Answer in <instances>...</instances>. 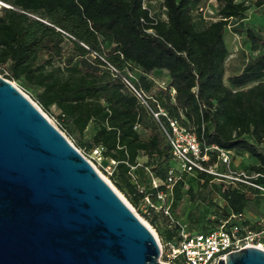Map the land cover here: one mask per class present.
<instances>
[{"label": "trees", "instance_id": "obj_1", "mask_svg": "<svg viewBox=\"0 0 264 264\" xmlns=\"http://www.w3.org/2000/svg\"><path fill=\"white\" fill-rule=\"evenodd\" d=\"M215 1L216 20L199 29L192 11L197 0H159L149 5L152 16L143 9V0H0L9 6H0V76L33 92L44 113L56 109L79 138L90 129L83 148L90 153L103 149L102 163L115 162L111 180L119 187L122 183L134 201L142 197L131 182L134 170L141 172L142 182L148 180L144 187L150 195H165V205L171 190L170 217L149 207L146 215L151 225L158 219L165 224L163 244L178 245L181 240L170 210L179 217L182 196L189 194L192 201L196 196L190 188L181 191L188 173L175 172V183L167 185L175 162L167 139L111 68L121 76L138 71L147 93L152 85L144 75L165 71L168 81L152 95L168 117L194 131L202 146L228 152L231 162L243 155L254 159L257 164L248 168L257 176L248 181L253 190L264 192V39L242 25L249 5ZM252 2L256 8L264 6V0ZM227 27L249 43L253 54L226 83ZM209 154L206 167L217 162L218 152ZM142 158L144 165L139 164ZM192 174L204 187L223 179ZM153 179L162 184L154 188ZM242 184L232 181L221 185L222 190L215 187L223 205L212 213L214 226L196 229V224L187 231L206 234L231 215L243 214L249 199L238 187ZM243 226L251 231L246 220Z\"/></svg>", "mask_w": 264, "mask_h": 264}, {"label": "water", "instance_id": "obj_2", "mask_svg": "<svg viewBox=\"0 0 264 264\" xmlns=\"http://www.w3.org/2000/svg\"><path fill=\"white\" fill-rule=\"evenodd\" d=\"M158 242L74 145L0 76V264H164ZM217 264H264L246 247Z\"/></svg>", "mask_w": 264, "mask_h": 264}, {"label": "rangeland", "instance_id": "obj_3", "mask_svg": "<svg viewBox=\"0 0 264 264\" xmlns=\"http://www.w3.org/2000/svg\"><path fill=\"white\" fill-rule=\"evenodd\" d=\"M159 0H149V5L153 6L154 3H157ZM237 2H245L246 5H249V10L246 12V18L242 21V25H244L247 28L253 29L258 35L262 36L264 39V6L260 8H256L252 3V0H236ZM159 9H155V13L158 14ZM193 15L195 20V25L197 28L202 29L211 22L215 21V15L217 11V2L215 0H197L196 5L193 6ZM237 22L235 20L232 21L231 25L236 26ZM224 40L226 43V46L229 51V56L226 60V73H225V82L226 79L238 73L246 61L247 58H249L253 53L250 51V45L247 41H245L243 38H238L236 35L232 33V28L227 27L225 29L224 34ZM131 80L137 84L138 87L141 89L144 85V78L140 75L138 71H133L130 74ZM13 83V82H12ZM227 83V82H226ZM15 86L19 88L34 104H37L36 97L33 92H31L29 89L25 88L24 86L17 85L16 83H13ZM158 83L154 84L150 90L149 93L153 94L156 91ZM39 107V106H38ZM40 108V107H39ZM43 112V111H42ZM44 113V112H43ZM48 119L59 129L63 135L74 145V147L81 152V154L89 160L93 165L95 170L98 172V174L111 186V188L117 193V195L121 198V200L129 207V209L148 227V229L151 231L157 242L161 245L163 248V242L166 239V226L162 222L161 219H158L157 223L155 225H151L149 221L146 218V215L148 213V206H146L144 202V196H148L151 203L154 204V206L157 208L156 211L159 210L158 207L161 205L159 201L156 200V197L150 195L151 190H147L148 187H144L148 185V180L143 181V177L141 175L140 171L134 170L132 173L131 182L133 185L138 189H141L143 193L141 194L142 197H140L137 201L133 200L131 195L128 194L125 190V187L122 183H119L120 187L117 186L116 182L111 180V176L109 174L110 170H107V166L110 164L102 163L101 166L97 165L93 162V160L90 158V152L87 149H84V143L88 141L91 130L88 129L84 132V135L79 138L76 134L72 133L71 128L68 127L66 121L62 120L59 117V112L52 108L49 113H44ZM144 137V136H143ZM82 144V145H81ZM246 156V155H243ZM146 161V158H142L139 160L140 165H144ZM235 166L232 169V166L230 168H226V171H230L232 173H227L229 176H231V179L234 178L236 175L234 172H238L239 165L241 162L240 156H236L235 159ZM172 167L175 169L176 173H180L181 167L177 164V162H173ZM211 168V167H210ZM140 169V167H139ZM212 173H224V170L220 169V167H215L211 169ZM216 177H219L216 174H211ZM183 188L182 193L186 191L187 188H190V191L196 196V199L194 201L189 199V194H184L182 196V205L180 207V216L176 217L174 215V212L170 210V213L172 215V218L174 219V222L178 225L184 226L186 229H192L195 227L196 224H198L195 228L200 229V227H204L206 225H212L214 226V223H212V213L215 210L216 206H222L223 202L219 198L218 194L214 192V189H221V185H225L232 181L231 179H222L224 181H220L221 179H213L211 180L207 186H201V183H197L196 175L195 174H189L184 176L183 178ZM145 182V183H144ZM224 182V183H223ZM216 187V188H215ZM147 188V189H146ZM166 204L171 205L172 204V195L171 190L169 189L166 193ZM160 262H165L164 258L159 259Z\"/></svg>", "mask_w": 264, "mask_h": 264}, {"label": "built area", "instance_id": "obj_4", "mask_svg": "<svg viewBox=\"0 0 264 264\" xmlns=\"http://www.w3.org/2000/svg\"><path fill=\"white\" fill-rule=\"evenodd\" d=\"M156 5L157 3H154L153 6ZM0 6L9 7L1 2ZM143 9H149V0H143ZM149 14L152 16L151 11ZM111 71L120 77L126 91L159 124L167 139L174 161L181 167L180 172L188 174L204 172L219 175L212 173L211 168L205 166V163L210 158L209 153L213 150L218 152L217 160L226 168H230L231 156L228 152L216 146H202L194 131L184 127L177 120L168 117L166 111L160 107L155 97L138 87L131 80L130 75L121 76L113 68H111ZM164 86V82L158 83L157 85L159 89H163ZM173 93L172 91L171 94ZM102 151L103 149L101 147H96L90 153V158L99 166L103 162ZM87 161L94 167L89 160ZM114 164V161H110V165L106 167L107 170H110V175ZM175 172L173 167L168 172L166 183L169 187L175 183ZM233 179L240 180L239 175ZM160 184L162 183L155 179L152 180L154 188ZM138 192L143 193L139 188ZM155 197L161 203L158 209L162 210L164 215L169 216V206L165 205V195L159 192ZM143 199L146 206L157 209L147 195ZM244 221L245 217L243 214H233L227 221L222 222L216 229L206 234L189 233L184 226L179 225V236L181 240L178 245L168 242L163 244L162 248L158 242L160 250L159 259L164 258L165 262H161L164 264H217L219 260H224L225 256L229 253L239 251L246 247H257L264 250V242L260 240V233L247 230L243 226Z\"/></svg>", "mask_w": 264, "mask_h": 264}, {"label": "crops", "instance_id": "obj_5", "mask_svg": "<svg viewBox=\"0 0 264 264\" xmlns=\"http://www.w3.org/2000/svg\"><path fill=\"white\" fill-rule=\"evenodd\" d=\"M146 79L148 80V83H150L152 86L156 83L161 82H167L168 81V75L165 71H153L149 74L144 75ZM241 162L239 165L238 172L243 174L244 177H246V181L244 180H234L231 179V176H229L227 173H231V171H226L225 166L217 160V162L211 166V169L220 167V169L224 170V173L219 174L218 176L223 179H231L234 181V183L242 182L244 184L238 186L242 192H244L249 199L248 208L243 211L246 224L248 228L255 233H260V240L264 242V192H258L253 190L251 186H253L252 183H250L248 180L256 179V174L253 173L248 167L256 165V161L248 156H240ZM235 161L232 160L231 166L232 169L235 166ZM244 172V173H242ZM247 174V176H246ZM249 175V176H248ZM250 178V179H249ZM222 181V180H220ZM224 181V180H223ZM230 181L229 183H231Z\"/></svg>", "mask_w": 264, "mask_h": 264}]
</instances>
